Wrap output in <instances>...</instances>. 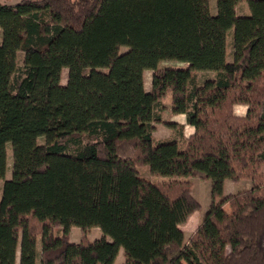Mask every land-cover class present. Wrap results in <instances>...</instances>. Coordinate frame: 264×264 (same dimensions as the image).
Instances as JSON below:
<instances>
[{"label": "trees", "instance_id": "1", "mask_svg": "<svg viewBox=\"0 0 264 264\" xmlns=\"http://www.w3.org/2000/svg\"><path fill=\"white\" fill-rule=\"evenodd\" d=\"M216 4L0 1V264H115L121 248L124 264H264V0ZM169 93L194 127L183 148L155 142L156 123L176 125ZM190 177L211 180L212 204L186 240L202 207ZM226 179L253 186L224 195ZM73 226L103 235L72 242Z\"/></svg>", "mask_w": 264, "mask_h": 264}, {"label": "rangeland", "instance_id": "2", "mask_svg": "<svg viewBox=\"0 0 264 264\" xmlns=\"http://www.w3.org/2000/svg\"><path fill=\"white\" fill-rule=\"evenodd\" d=\"M4 3H9V4H16L20 0H0ZM210 11L212 14L217 13V4L216 0H210ZM237 12L239 14H248L249 13V8L246 2H241L238 7H237ZM232 36H233V29L228 31L227 34V60L231 61L233 59V46H232ZM0 42L2 41V31H0ZM126 48L122 47V51H124ZM23 57L24 53L19 52L18 53V63L21 66L23 63ZM185 64L176 60H164L160 63V66L162 67H167V66H184ZM152 70H147L144 74L145 77V86L147 88H151L152 86ZM198 75V80L200 82L205 81L208 78H212L214 76V72L212 71H199L197 72ZM68 77V69L64 68L63 73H62V83H66ZM163 107L161 109L162 116H169L167 113L169 105H171V94H167L165 98L163 99ZM236 113L237 114H244L246 112V107L245 106H236L235 107ZM165 111V112H164ZM163 124V123H162ZM165 127L159 126L158 130V135L163 134V131ZM167 130V129H166ZM170 138H175L179 140L181 144L180 147L183 148L185 147V144L183 143L182 137L179 136V131L178 129H172L170 131ZM166 139V138H156L155 142H158L159 140ZM83 140L85 143L87 142H94L97 140V138L93 135H88L86 134L83 137ZM40 141H43V138H40ZM7 162H8V167H7V172H6V178H9L11 176V167H12V146L11 143L7 144ZM138 169L140 171V174L143 177L149 178L151 180H167L171 177L169 176H163V175H154L150 171V167L148 164L146 165H141L138 166ZM192 183H193V193L198 197L200 200L202 207L199 210L197 216L199 217V220L201 221L202 218L204 217L205 213L209 210L211 204H212V197H211V186L212 182L210 179H202L199 177H190L189 178ZM3 179L0 180V197H1V191H2V185H3ZM253 186V183L250 179H243L241 181L235 182L230 179H226L224 183V195H229L231 193H237L239 191L245 190V189H250ZM226 208H228V204L225 205ZM57 226H60L59 224ZM197 225L193 220H190L188 223H185L183 225V229L185 232V238L186 240L188 237L192 234V232L195 230ZM85 234L89 240H94L96 238H100L103 235V231L97 227H90L86 230L81 229L80 227L73 226L71 230V241L72 242H78L82 235ZM110 239V237H108ZM41 247V239H38V250H40ZM39 253V251H38ZM37 259L39 262V254L37 255ZM125 262V257L123 254V249L121 248L118 257L116 258L115 264H124Z\"/></svg>", "mask_w": 264, "mask_h": 264}, {"label": "crops", "instance_id": "3", "mask_svg": "<svg viewBox=\"0 0 264 264\" xmlns=\"http://www.w3.org/2000/svg\"><path fill=\"white\" fill-rule=\"evenodd\" d=\"M0 31H1V28H0ZM146 71L147 70H145V72ZM145 72H144V74H145ZM146 89L149 90L150 87L149 88L146 87ZM237 106H240V105H237ZM241 106H245V105H241ZM245 107H246V111H247V106H245ZM168 111L169 112L167 114L169 116L166 117L165 116V113H164V117L163 118L165 120H169L171 122H174L176 125L174 127H169V126H167L165 124H162V123H156L155 124V131H154V138L155 139L156 138H169L170 137V133H171L170 131L172 129H176V128L179 131V136L180 137H185L186 138V137H188L189 135H191L194 132V127L192 125H190V124L187 123V121H186V115L184 113L172 114L171 113V105H169ZM244 114H242V115H244ZM160 125H161V127H165L164 128L165 130L163 131V134H159L158 135V130H159V126ZM198 212H199V210H197L196 212H194L192 214V216L189 218V220L186 223H188L190 220H193L195 222V224L198 225L199 222H200L199 217L197 216ZM183 225H181V228L182 229H183ZM18 261H19V259H18ZM17 264H18V262H17ZM36 264H41L40 259H39V262H38V259H37Z\"/></svg>", "mask_w": 264, "mask_h": 264}]
</instances>
